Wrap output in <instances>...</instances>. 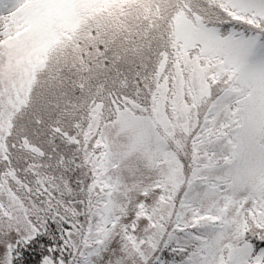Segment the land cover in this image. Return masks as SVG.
I'll return each mask as SVG.
<instances>
[{"label":"snow or ice","instance_id":"1","mask_svg":"<svg viewBox=\"0 0 264 264\" xmlns=\"http://www.w3.org/2000/svg\"><path fill=\"white\" fill-rule=\"evenodd\" d=\"M0 264H264V0H0Z\"/></svg>","mask_w":264,"mask_h":264}]
</instances>
